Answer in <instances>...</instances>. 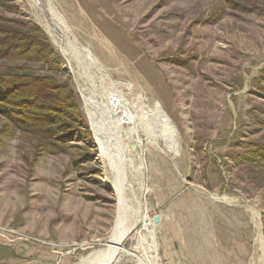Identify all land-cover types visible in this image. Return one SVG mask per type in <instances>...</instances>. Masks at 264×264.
Here are the masks:
<instances>
[{
  "label": "rangeland",
  "instance_id": "rangeland-1",
  "mask_svg": "<svg viewBox=\"0 0 264 264\" xmlns=\"http://www.w3.org/2000/svg\"><path fill=\"white\" fill-rule=\"evenodd\" d=\"M13 1L61 54L92 137L76 145L90 148L86 160L84 148L37 156L20 137L0 141V225L38 239L1 231L0 245L31 250L0 264H77L105 247L114 173L84 101L104 91L147 117L160 103L177 135L171 149L146 119L123 132L137 223L114 264H263L264 168L235 158L264 142V0H249L259 12L244 0H52L97 58L89 66L64 53L30 0Z\"/></svg>",
  "mask_w": 264,
  "mask_h": 264
},
{
  "label": "trees",
  "instance_id": "trees-1",
  "mask_svg": "<svg viewBox=\"0 0 264 264\" xmlns=\"http://www.w3.org/2000/svg\"><path fill=\"white\" fill-rule=\"evenodd\" d=\"M242 3L245 9L259 12V2ZM62 62L40 25L21 16L13 0H0V141L20 137L37 156L84 148L78 159L86 160L90 148L76 145L92 135ZM251 145L235 159L264 168V142Z\"/></svg>",
  "mask_w": 264,
  "mask_h": 264
},
{
  "label": "bare ground",
  "instance_id": "bare-ground-1",
  "mask_svg": "<svg viewBox=\"0 0 264 264\" xmlns=\"http://www.w3.org/2000/svg\"><path fill=\"white\" fill-rule=\"evenodd\" d=\"M30 1L43 16L52 35L56 40H58V45H60L67 56H70V59L74 57L88 66V62L94 65L98 64V60L95 55L88 47L83 46L79 42L78 37L73 34L72 28L67 22L66 17L57 9L52 0ZM122 95L115 93L113 99L111 100L109 99V95L106 94V91H104L98 99L84 95V101L95 131V135L100 144L102 154L108 159L111 170H113L114 173L113 185L117 197L118 207L114 226L107 240L104 242L105 247L92 252L77 264L116 263L117 259L123 254V251H125V239L128 237L134 226H136L134 224V221L136 222V220L132 219L131 208L133 207L130 208L131 205L129 206L128 204L127 193L129 191L127 192V188L129 182L128 177L124 172V169H129L130 167L127 163L128 154L126 152L127 148L123 139V132L127 129V126L130 127L133 133H138L139 124L143 125L142 119H146L148 123L153 124L156 129L158 128L161 131L159 136L162 137L169 148L176 149L177 147L176 129L171 125V119L167 112H165V110L161 107L160 103L156 105L155 109L151 110L152 115L147 117L146 113L143 115L139 113L138 109L141 108V105L137 106L134 104V106L129 100L123 98ZM151 134L153 135L152 129ZM146 221H148L147 218ZM262 263L264 264V255Z\"/></svg>",
  "mask_w": 264,
  "mask_h": 264
},
{
  "label": "built area",
  "instance_id": "built-area-1",
  "mask_svg": "<svg viewBox=\"0 0 264 264\" xmlns=\"http://www.w3.org/2000/svg\"><path fill=\"white\" fill-rule=\"evenodd\" d=\"M5 232L8 235H12L14 237H18V239H21L22 241H26V242H30L31 241H37L38 239L30 234H25L23 231L15 229V228H11L9 226H5V225H0V232Z\"/></svg>",
  "mask_w": 264,
  "mask_h": 264
},
{
  "label": "crops",
  "instance_id": "crops-1",
  "mask_svg": "<svg viewBox=\"0 0 264 264\" xmlns=\"http://www.w3.org/2000/svg\"><path fill=\"white\" fill-rule=\"evenodd\" d=\"M13 249L16 250V255L17 256H23L21 254V252H25L24 255L28 254V252L26 251H30L31 249L29 247H27V245H23L21 248H14V247H6L3 245H0V258L4 257L5 255L10 256L11 255V251Z\"/></svg>",
  "mask_w": 264,
  "mask_h": 264
},
{
  "label": "water",
  "instance_id": "water-1",
  "mask_svg": "<svg viewBox=\"0 0 264 264\" xmlns=\"http://www.w3.org/2000/svg\"><path fill=\"white\" fill-rule=\"evenodd\" d=\"M155 221H156V222L159 221V217H158V216L155 217Z\"/></svg>",
  "mask_w": 264,
  "mask_h": 264
}]
</instances>
